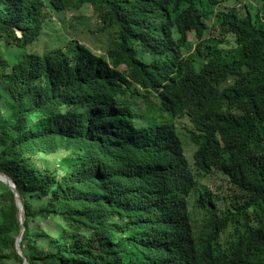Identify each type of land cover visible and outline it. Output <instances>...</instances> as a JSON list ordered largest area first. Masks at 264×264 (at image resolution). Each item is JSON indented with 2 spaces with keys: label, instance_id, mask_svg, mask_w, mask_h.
<instances>
[{
  "label": "trees",
  "instance_id": "trees-1",
  "mask_svg": "<svg viewBox=\"0 0 264 264\" xmlns=\"http://www.w3.org/2000/svg\"><path fill=\"white\" fill-rule=\"evenodd\" d=\"M260 1L244 11L245 0H0V171L24 204L28 264H264ZM70 6L92 9L101 45L81 39L84 18L68 29L61 16L63 33L42 41L48 12ZM191 30L186 57L192 44L177 36ZM34 42L41 51L10 50ZM183 109L193 164L165 122ZM217 170L228 206L214 205L196 235L189 200L211 194ZM20 229L0 182V264L23 263Z\"/></svg>",
  "mask_w": 264,
  "mask_h": 264
},
{
  "label": "rangeland",
  "instance_id": "rangeland-1",
  "mask_svg": "<svg viewBox=\"0 0 264 264\" xmlns=\"http://www.w3.org/2000/svg\"><path fill=\"white\" fill-rule=\"evenodd\" d=\"M52 4L57 7L59 5H61V0H51ZM241 6L246 7L244 9V11H246L249 8L253 7L255 8H260L261 7V3L260 0H245L244 5L242 4ZM228 6L225 5H220L219 9H226ZM253 15L257 14V11L250 9ZM218 10H216L211 16H212V21L209 22L210 25H216V14H217ZM50 15H52L48 20H49V29H45L44 32V36L42 37V41L44 43H49V44H53L55 43V40H51L50 36H49V32H54V30L59 27L60 31L63 33V30L61 29L60 25L62 26L63 24H61L59 21V16H61L68 24V29H70V26L73 24H78L83 18L84 21L82 22V24L79 26L81 27L83 34L81 35V39H84L85 41H90L94 44L97 45H101L100 42H98V37L97 39H94L95 36H93V34H91L89 32V28L90 30L92 29L93 31L96 29L97 27V18L94 14V12L92 11V9L89 6H84L82 8H80L79 10H76L75 7L70 6V10H66L63 12H60L58 14L56 13H51L48 12ZM211 33L210 36H217V32L216 30L212 27L211 28ZM18 35H20V33H17ZM102 37V41L105 42L106 39ZM89 42V43H90ZM37 42H34L32 45L30 46H23V47H15L13 49H10L11 51H15L17 53V56H20V54L22 53V55L24 54H28V53H37L35 50L37 51H41L42 49V45H38ZM4 52L6 53L7 57H11L9 55V52L7 51V49H4ZM181 138L184 142V146H185V150L186 153L188 155V157L190 158V160L192 159V149H193V143L191 142L190 138L182 131H179ZM178 132V133H179ZM63 155L59 154L53 158L50 159V162H53V160H59ZM209 187H213L212 191L214 195H219L221 197H227L226 200H224V198H221V206L222 207H227L228 206V201H229V192L228 190H226V180L223 179V177L221 176V174L215 175V181L213 183V185L211 183L208 184ZM201 224H197L196 229L200 227Z\"/></svg>",
  "mask_w": 264,
  "mask_h": 264
},
{
  "label": "clouds",
  "instance_id": "clouds-1",
  "mask_svg": "<svg viewBox=\"0 0 264 264\" xmlns=\"http://www.w3.org/2000/svg\"><path fill=\"white\" fill-rule=\"evenodd\" d=\"M260 3H261V1H260ZM217 8L219 9V7H217ZM255 9L258 10V11H261L262 10V4H261V7L259 9L258 8H255ZM221 10L226 11L227 8L226 9L222 8ZM212 27L217 32V36L216 37L215 36H213V37L210 36V33H211L210 30H211ZM17 33H20V35H18V36H20V37L22 36V32L21 31L17 30ZM220 34H221V31L219 30L218 25H217V27H215L214 25H210L209 24V32H208V35L206 37V38H209L208 39V45H211V42H209V41H212V40H210V39L219 38V40H221L222 36ZM181 37H186L187 42L189 44H192L191 52L189 54L188 53L185 54V56L188 57V55H192L195 52L196 46H198V40L196 38V32L194 30H191V31L187 32L186 36L178 35L177 36V38H178L177 39V44L178 45L180 44L179 41H180ZM220 47H222V46H220ZM35 51H37V50H35ZM173 114L174 115L167 116L166 119H165V122L169 123V124H172L175 127L176 135H178V137L180 138V140L182 142V145H183L184 156L191 164H193L194 163V155H195V151H196V146L193 143V141L191 140L190 131L193 129V126H192V123L190 121V117L188 115V112L185 111L184 109L182 111H179V112H174ZM179 131L184 132L190 138L191 142L193 143V149L191 151L192 152V159L191 160H190V158L188 157V155L186 153L184 142H183V140L181 138V135H180ZM218 174H221L223 179L226 180V190L230 191L229 178L222 171L217 170L216 172L213 173V176H212V179H211V184L213 185V183L215 181V175H218ZM207 187L211 191V194L208 197H204L199 202L198 198H200V195L199 194L198 195H194L193 194V195H191L190 200H189V212H190V214H191V216L193 218L192 226H193V229H194V232L196 233V235H199V233H200V231L202 229V223H203V221L205 219H208V211H212V208L214 207V205L219 206V211H221L223 209H226V207H222L221 206L220 202L222 200L221 198H224V200H226L227 197L226 196L225 197H221L219 195H214L213 191H212L213 187H209V186H207ZM177 198L181 200L182 196L179 194V195H177ZM197 224H201V225H200L199 228L196 229Z\"/></svg>",
  "mask_w": 264,
  "mask_h": 264
},
{
  "label": "water",
  "instance_id": "water-1",
  "mask_svg": "<svg viewBox=\"0 0 264 264\" xmlns=\"http://www.w3.org/2000/svg\"><path fill=\"white\" fill-rule=\"evenodd\" d=\"M0 182L6 184L14 194L15 204L19 210V220H20V224H21V229H20L19 235L16 239L15 247H16L18 254L21 256V258L23 260L22 264H28L27 258L25 257V255L22 251L21 245H20L21 241H22L23 234L25 232L26 217H25L24 204L22 202V199L20 198V195L18 193V190L16 188L14 181L6 173L1 172V171H0Z\"/></svg>",
  "mask_w": 264,
  "mask_h": 264
}]
</instances>
